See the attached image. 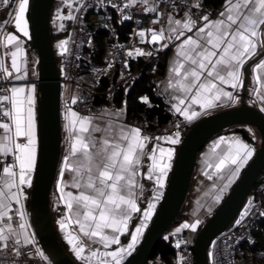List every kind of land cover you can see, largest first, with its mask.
I'll use <instances>...</instances> for the list:
<instances>
[{
    "label": "snow or ice",
    "instance_id": "1",
    "mask_svg": "<svg viewBox=\"0 0 264 264\" xmlns=\"http://www.w3.org/2000/svg\"><path fill=\"white\" fill-rule=\"evenodd\" d=\"M29 3L30 0H0V11L8 9L7 18L0 23V34L10 24L15 29L14 32L4 34L3 39L5 47L12 45L15 49L5 53L10 54V68L4 67L0 60L3 78L8 81L24 80L28 76L27 67L21 74L18 64V58L25 50L23 41L16 33L24 38H31L27 19ZM183 3L187 10L179 17L170 11L164 27L137 30L136 35L141 44H159L158 49L146 51L144 48L134 47L127 55L150 57L154 51L175 47L176 59L171 69L173 80L168 86L183 94L178 98V103L173 105L175 111L187 121H192L221 104L239 103V93L233 90L244 88V67L259 54L257 62L251 68L257 72L255 81L260 85L255 89L257 98L264 103V75H260L264 73V0H224L222 9L215 17L203 11L205 0H183ZM71 6L69 3L68 7ZM99 6L113 7L121 13L135 8L141 13L152 14L153 24L160 23L163 15L155 0H126L121 3L107 0V4L100 0ZM172 7L177 12L181 10V4L176 0H173ZM197 10L202 11V14L195 18ZM57 18L74 19L71 13L67 16L58 14ZM122 18L131 20L133 15L128 13ZM60 27L63 28L64 25L61 24ZM148 34L150 41L145 40ZM67 44V40L60 41L61 54L68 52ZM0 92L3 93L0 94V117L6 118L0 121V130H3V135L0 136V157L4 158L0 159V179L3 180L0 187V220L6 221L0 227V245L8 252L20 256L23 254L20 245L34 243V238L26 232L28 225L21 196L26 191L25 186H32V175L38 161L36 87L34 84L12 85L0 88ZM140 99L144 103L150 102L147 97ZM4 102H8L10 107H3ZM76 102L73 99L72 103ZM186 103L187 107H181ZM120 111L113 115L118 117ZM261 111H264V107ZM65 119L68 121V136L74 137V142L71 144L70 154L63 159L57 188L67 210L68 221L78 228V233L84 239L81 235L72 233H66L64 238L79 260L88 264L93 260L96 264H122L125 255H130L135 249L146 223H140L130 234V242L116 250L101 252L98 248L91 249V245L98 243L104 249H108L110 245H121L120 236L116 234L128 232V222L132 214L141 212L135 192L137 187L142 188L137 181L138 166L151 138L142 135L141 129L137 127H122L119 136L114 138L103 134L92 136L91 132H101L99 127L90 128L92 117L80 115L71 109ZM179 135L177 132L174 136L168 135L163 139L171 145H177L180 143ZM155 139L160 140L161 137ZM222 145L225 147L222 148ZM221 148L217 162L214 165L208 163L207 166L214 167L216 173L229 169L228 184L223 186L222 193L248 163L253 150L239 138L229 140L223 136L214 142L212 151L215 153ZM174 151L173 147L157 145L147 154L150 164L146 178L154 179L157 187V194L153 197L155 200H159L162 195L160 190L165 187L168 172L172 168ZM205 174L212 179L211 174ZM220 198V195L215 197L217 202ZM13 202L21 205L15 210L20 218L19 230L7 222L12 220L9 213L12 211ZM251 204L252 201H249V207ZM155 207L154 203L147 205V210L143 211L145 222L151 218ZM247 215L246 209L236 224L239 225ZM258 215L264 217V211ZM68 226L65 220L60 221L59 227L62 231ZM183 227L188 228L189 225L184 224ZM196 227V223L191 224L193 231ZM106 230H110L111 234ZM86 246L91 249L88 255H85ZM176 246L180 247L179 243ZM36 251L44 256L39 249Z\"/></svg>",
    "mask_w": 264,
    "mask_h": 264
},
{
    "label": "built area",
    "instance_id": "2",
    "mask_svg": "<svg viewBox=\"0 0 264 264\" xmlns=\"http://www.w3.org/2000/svg\"><path fill=\"white\" fill-rule=\"evenodd\" d=\"M115 2L121 3L126 2V0H115ZM176 2L181 4L179 12L172 7L173 0H155L160 13L163 15L160 18V23L153 24V15L149 13L135 14L133 8L121 13L113 7L99 6L100 0H80L72 35L67 47L68 52L57 55L62 82V107L65 110L74 109L80 115L99 116L105 114L108 110H116L120 106H124L126 109L124 121L133 127L140 128L142 135L151 138L149 142L162 141L164 140L163 137L174 136L179 132L181 143L192 124L199 119L187 121L175 111L173 107L174 94L171 88L160 89L158 86L155 88L156 94L165 101L166 109L169 112V117L163 122L157 117L148 116L144 110H130L125 93L118 99L119 91L125 90L127 92L139 74L138 70L130 65L131 60L136 58H130L127 52L138 46L146 51L158 49L159 46L151 43L141 44L131 39L121 40L115 24L116 21L123 20V15L131 13L134 20V30L164 27L166 16L170 11L181 13L187 10L184 7L183 0H176ZM104 3L107 4V0H104ZM222 6L212 7L204 3L203 11L215 17ZM7 11L8 9L0 11V23L7 18ZM201 14L202 11L197 10L195 18H198ZM51 25L55 31H60L61 23L56 18L51 17ZM9 27L10 25L6 26L4 30L9 29ZM100 29H106L107 33L104 37L103 51L101 56L98 57L96 35ZM55 48H59V45H56ZM162 51H154L151 58L159 56ZM5 53L6 50L0 40V60L3 61L4 67ZM125 62H127V67H125ZM109 64H111V67H109ZM3 76L4 74L0 70V88L11 87L13 79L8 81ZM104 78L106 84H102ZM0 94L3 93L0 92ZM73 99L77 101L75 104L72 103ZM3 107H10V104L4 102ZM4 119L6 118L0 117V121ZM2 131L0 130V133ZM156 137H161V139L156 140ZM0 159L4 158L0 157ZM249 201H252L251 207H249ZM246 209L248 215L237 225L236 221L241 218ZM261 211H264V173L251 189L237 218L212 240L209 247L210 264H261L258 261L249 263L245 259L247 245L256 241L254 230L257 223L264 218L258 215ZM11 216L14 228H19V215L16 211H13ZM178 229L179 231H177ZM163 238L174 246V253L170 255L171 264H197L194 249L195 234L189 231L188 228H176L175 230L169 228L164 233ZM177 243L180 247L176 246ZM19 247H21L23 254L16 256L0 245V264H53L48 254L43 250L38 238L34 239L32 245L22 244ZM37 249L44 253L43 257L37 253ZM256 254L264 255V252L258 251ZM159 261L160 258L154 256L149 258L147 264H159Z\"/></svg>",
    "mask_w": 264,
    "mask_h": 264
},
{
    "label": "water",
    "instance_id": "3",
    "mask_svg": "<svg viewBox=\"0 0 264 264\" xmlns=\"http://www.w3.org/2000/svg\"><path fill=\"white\" fill-rule=\"evenodd\" d=\"M55 0H32L30 40L38 52V161L29 200L30 219L36 238L53 264H81L61 243L50 206L62 153V82L51 38V11ZM244 68V88L237 106L210 113L195 122L180 143L169 180L158 207L127 264H147L155 246L176 222L188 195L199 152L217 133L235 125L260 130V146L223 200L195 235L197 264H210L209 247L216 235L238 216L259 177L264 173V113L248 102L249 68Z\"/></svg>",
    "mask_w": 264,
    "mask_h": 264
},
{
    "label": "crops",
    "instance_id": "4",
    "mask_svg": "<svg viewBox=\"0 0 264 264\" xmlns=\"http://www.w3.org/2000/svg\"><path fill=\"white\" fill-rule=\"evenodd\" d=\"M66 3H67L66 0H61V3L59 4L58 8L64 9L66 7ZM79 6H80V0L78 2V9H79ZM78 9H77V11H78ZM133 9H134L135 14L141 13L138 10H136L135 8H133ZM172 13L177 17L183 15V12H181V13L172 12ZM167 17H168V14L166 16V22H167ZM154 28H157V27H154ZM136 32H137V30H134L132 32L131 37L134 36L133 39L140 42L139 37L136 35ZM145 39L150 41V34L146 35ZM0 40H1V38H0ZM28 42H29V40H25V39L23 40L22 46H23L25 51H24V54H22L18 58V64L21 67V74L23 73L25 67H27L28 76L24 80L17 81V80L13 79L12 85H15V86H26L28 84H34L35 85V87H36L35 99H36V106H37V129H38V97H39V88L38 87L39 86H38L37 81L33 77L35 75V73L30 72L29 65H28L30 57L34 53V51L31 50V47L29 46ZM2 44L6 50V53H9L10 51L7 50V47H5L3 42H2ZM158 46H159V44H158ZM138 47H141V46H138ZM168 49H170V51H169V54L167 57L166 67H165L164 73L159 77L158 82H157V86L160 89L170 88L168 86L169 82L173 80V73H172L171 69H172V67L174 65V61L176 59V56H175L176 49H175V47H169ZM14 50H12V51H14ZM130 58H137V57L133 56ZM25 61H27V64H25ZM250 61L251 60H249L248 62H250ZM10 64H11V58H10V54H9V55H6L5 67L10 68ZM249 73H250L249 84H248V89H247L248 94H249L248 100L251 104L257 106L261 110V108L264 107V103H262L257 98L256 91H255V89L260 87V85L257 84L255 81V76L257 75V72H254L252 70V68L250 67ZM14 75H15V73H14ZM260 75H264V73H260ZM244 79H245V73H244ZM171 89L173 90V94H174L173 100H174V105H175L176 103H178V98L181 97L183 94L176 92L173 88H171ZM227 90H230V89H227ZM242 90L243 89L233 90L234 92L239 93V97H240L239 103L229 102L227 104H221L220 107H218L216 109L208 110L206 113H202L200 116H198L194 120H197V119L200 120L202 117H204L210 113L239 105L241 103ZM142 97H146V96L143 95ZM181 107H187V103L185 105H182ZM194 108H195V110L199 111L198 107L194 106ZM121 109H122V111H120ZM71 110L75 111L74 109H71ZM68 111H69V109L65 110L62 107V128H63L62 153H61V158H60V162H59V166H58V170H57L56 179H55L54 185H53L52 190H51V199H52V205H53V215L52 216H53V221H54V225H55L57 234L61 238L63 243L65 244L68 253L71 255L72 258H74L79 263L88 264V262H86L84 260L77 259V257L75 256V253L72 251L71 245H69L67 243V240L64 238L66 233H72L74 235H81V238L84 239L82 237V234L78 233V228L76 226L72 225L68 221L67 216H66L67 210H66V207H65L63 201L60 199V194H59L58 188H57L58 175H59V171L62 167L63 159L66 155L70 154L71 144L74 142V137L70 138L68 136V131L66 128L68 121L65 119V116L68 114ZM117 111H120V115L118 117L113 115V113L117 112ZM262 112L264 113V111H262ZM90 117H92V119H93V123L90 126V128L99 127L101 129L100 133L91 132L92 136H100L101 134H103L104 136H107L109 138H114V137L119 136V132H120V129L122 127L127 128V129H130L133 127L124 121V119L126 117V109L124 108V106H120L116 110H108L103 115L90 116ZM194 120H192V121H194ZM2 135H3V131L0 133V136H2ZM85 135H88V134H85ZM222 136L225 137L226 139H229V140H231L233 138H239L242 142L247 143L249 145V147L253 150V155L256 152V148H255L254 144L251 143L250 141L246 140L244 137H242V135L238 131H235L233 129L223 130V131L217 133L215 136H213L205 144V146L202 148V150L198 154L194 174L192 177L191 186H190L188 195H187L185 203H184L183 218L181 219V221H179V224H178L179 227H183L184 224H188L190 226L193 223L198 224L199 227L201 225H203V221L206 220L213 213V211L216 209V207L223 200L224 196L229 191L231 186L238 179L242 170L248 164L247 163L240 170L239 174L234 179H232V182L221 193V189L223 188V186L225 184H228V180L230 177V171H229V169H225L224 172H222V173H216L215 168L214 167L208 168L207 164L212 163L214 165L217 162V156H218V154L221 153L222 148L225 146L222 145V148L217 149L215 153L212 151V147H213L214 142L217 141ZM38 140H39V130H38ZM157 145L159 147H165V148L173 147L174 148L175 151H174V156H173V160H172V165H173L174 158H175V155L177 153L179 144L171 145L170 142H167L165 140L148 142V146L145 149V155L141 158V164L138 166L139 173L137 176V181H138L139 185H142V188L137 187L135 189L137 204H138V207L141 209V212L132 214V217L128 222V232L123 233V234H119V233L116 234V235L120 236L121 245H110L108 249H104L102 245L97 243V244H92L91 249H97L98 248L101 252H103V251L116 250L120 246H126L127 243L130 242V234L132 232H134L135 228L137 226H139L140 223H146L147 226L149 225V223H150V221H151V219H152V217H153V215H154V213L158 207V204H159V202H160V200L164 194L167 182L169 180L170 172L172 169L171 168L168 172L167 179L165 181V187L160 190L162 195H160L159 200L153 199V197L157 194V187L154 183V179L148 180L146 178L147 169H148V166L150 164V161L147 159V154H150L151 149ZM90 151H94V149H90ZM253 155H252V157H253ZM251 158L249 159V161L251 160ZM230 167H234V166H230ZM205 173L211 174L212 179H209L208 175H206ZM34 175H35V171L32 175V184H33V180H34ZM2 185H3V180L0 179V187H2ZM31 187L29 188V187L25 186L26 191H25L24 195L21 196V202L23 204V211L26 214L25 220H26V223L28 225L26 232L31 234V236L35 239L36 236H35V233L33 230V226H32L31 219H30V212H29V200H30L29 192L31 194ZM217 195H220V197H221L218 202L215 199V197ZM149 203H154L156 205V207L153 210L151 218L145 222L143 219V211L147 210V205ZM11 207H12V211L9 213L10 216H11L12 212L15 211L16 209L20 208L21 205L13 202ZM61 220H65L66 224H69V226L63 231L59 227ZM5 222L6 221H4V220H0V227H3ZM7 222L11 223L12 227L14 228L12 221H7ZM147 226L143 229L142 234H141V236L137 242V245H136L135 249L131 252V254L136 250L142 236L145 233ZM199 227H198V229H199ZM14 229L19 230V228H14ZM106 231H108L109 234H111L110 230H106ZM192 233L196 234L197 230L192 231ZM91 249H89V247L86 246L85 255H88L89 251ZM131 254L125 255L122 264L126 262V260L131 256ZM91 264H96V261L93 260L91 262Z\"/></svg>",
    "mask_w": 264,
    "mask_h": 264
},
{
    "label": "trees",
    "instance_id": "5",
    "mask_svg": "<svg viewBox=\"0 0 264 264\" xmlns=\"http://www.w3.org/2000/svg\"><path fill=\"white\" fill-rule=\"evenodd\" d=\"M56 1H59V0H55L54 4L56 3ZM205 3L212 7H218L224 4V0H205ZM52 11H53V7H52ZM28 15L30 17V12H28ZM115 24H116V27L119 33V38L121 40H129L131 38L132 32L134 31V20L133 19L131 20L123 19L120 22L116 21ZM50 29H51V38H52V41H54L55 36H59L61 33L60 32L61 30L59 32L52 30V25L50 26ZM106 33H107L106 29H100L96 35V41L98 44V48H97L98 57L101 56V53L103 51L104 37ZM28 43H29V46L31 47V50L34 51L32 55L37 54L38 56V52L33 47L30 39ZM169 51L170 49H166L162 51L159 54V56L155 58H151L149 56H142V57H137L136 59H132L130 62V65L132 68L138 70L139 72L138 77L135 79L133 85L131 86L129 90H127V92H125V90H121L118 93V99H120L121 95L123 96L124 93L126 94V98L129 101L128 107L130 110H144L148 116L157 117L161 122L167 120V118L169 117V112L166 109L165 101L158 94H156L155 88L157 86L156 80L164 73ZM31 57H30L29 64H28L29 69H30V72H33L35 70L36 74L33 77L38 83V76H39L38 64H35L33 67L32 62H31ZM57 61L59 62L58 59ZM102 84H106L105 78L103 79ZM247 93H248V90H247ZM143 95H145L149 99L150 102L148 104L141 101L140 98ZM250 128H251L250 125H235L227 129H233L235 131H238L242 135V137H244L246 140L253 143L257 150L260 146V142L258 138L256 137L255 133ZM29 195H30V192H29ZM50 206H51V213L53 215V205H52L51 194H50ZM183 214H184V204L181 208L180 214L178 215L176 219V222L181 221V219L183 218ZM201 227L202 225L199 227L198 231L200 230ZM254 236L256 238V241L253 244L247 245V252L245 254V259L247 262H250V263L258 261L261 264H264V255L256 254V252L258 251L264 252V218L258 221L257 226L254 230ZM59 239L61 243L64 245V247L66 248L65 244L63 243L60 237ZM133 253L131 254V256L133 255ZM172 253H174V246L172 245L171 242L162 238L161 240L157 242L151 257L158 256L160 258L159 264H171L170 255ZM130 257L123 264H127Z\"/></svg>",
    "mask_w": 264,
    "mask_h": 264
},
{
    "label": "rangeland",
    "instance_id": "6",
    "mask_svg": "<svg viewBox=\"0 0 264 264\" xmlns=\"http://www.w3.org/2000/svg\"><path fill=\"white\" fill-rule=\"evenodd\" d=\"M66 1H67V3H66V7L64 9L63 8H58L59 7V4L61 3V0L56 1V3L53 6V11L51 12V17L52 18L53 17L56 18L57 21L61 22V24L64 25V27L60 29L61 30L60 31L61 32L60 35L59 36H55V40L52 41L56 56L57 55H61V50H60V47L56 49L55 46L56 45L58 46L59 45V42L62 41V40H67L68 43H69V40H70L71 35H72V31H73L75 19H76L77 9H78V2H79V0H66ZM31 3H32V0H30V3H29V11H30ZM69 3L72 5L71 7H68V4ZM68 13H71L72 16L74 17V19L67 20V19H58L57 18L58 14L61 15V16H67ZM27 19L29 20V27H30V17H29L28 14H27ZM52 30H54L53 27H52ZM14 31H15L14 27L10 24L9 29L4 30V33L3 34H0L1 41L3 42L4 34L9 33V32H14ZM16 35L20 36V38H21L22 41L24 39L25 40H29L28 38L22 37L21 34H19L18 32L16 33ZM133 37L134 36L131 37V40H134ZM66 47H68V44L66 45ZM7 50L8 51L14 50V46H12V45L7 46ZM31 62H32V66L33 67H34L35 64H38V56H37V54L32 55ZM33 72L35 73V70ZM35 110H36V115H37V106H35ZM250 129L255 133L256 137L258 138V140L260 142V133H259V131L256 130L255 128H253L252 126H251ZM181 142H182V140H181ZM207 220H208V218L203 221V224ZM178 224H179V222H176L170 228L173 229V230H175L176 228H183V227H179ZM198 227L199 226L197 224V227L195 229V230H197V232H198ZM188 230L191 231V232L193 231L192 228H191V225L188 227ZM209 258L211 260L210 253H209Z\"/></svg>",
    "mask_w": 264,
    "mask_h": 264
},
{
    "label": "bare ground",
    "instance_id": "7",
    "mask_svg": "<svg viewBox=\"0 0 264 264\" xmlns=\"http://www.w3.org/2000/svg\"><path fill=\"white\" fill-rule=\"evenodd\" d=\"M258 131H259V133H260V130L259 129H257Z\"/></svg>",
    "mask_w": 264,
    "mask_h": 264
}]
</instances>
